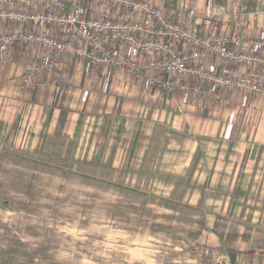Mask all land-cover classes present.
Wrapping results in <instances>:
<instances>
[{
    "label": "rangeland",
    "instance_id": "374dc122",
    "mask_svg": "<svg viewBox=\"0 0 264 264\" xmlns=\"http://www.w3.org/2000/svg\"><path fill=\"white\" fill-rule=\"evenodd\" d=\"M90 118L77 137L58 126L34 148L0 126V264H210L195 243L211 228L264 250V152L235 177L242 202L218 214L189 202L199 142L146 115L121 160L117 127Z\"/></svg>",
    "mask_w": 264,
    "mask_h": 264
},
{
    "label": "built area",
    "instance_id": "2783aa9c",
    "mask_svg": "<svg viewBox=\"0 0 264 264\" xmlns=\"http://www.w3.org/2000/svg\"><path fill=\"white\" fill-rule=\"evenodd\" d=\"M159 1L0 0V61L16 51L28 58L24 89L43 75L62 80L72 62L118 73L167 94L180 113L225 105L234 93L264 95L263 35L241 34V19L224 7L203 22L195 0L179 9Z\"/></svg>",
    "mask_w": 264,
    "mask_h": 264
},
{
    "label": "crops",
    "instance_id": "0c3cea01",
    "mask_svg": "<svg viewBox=\"0 0 264 264\" xmlns=\"http://www.w3.org/2000/svg\"><path fill=\"white\" fill-rule=\"evenodd\" d=\"M150 1L160 5L159 0ZM187 1L169 0L168 5L179 9ZM195 1L201 21L204 22L214 8L224 7L241 19V34L264 36V0H252V7L248 5L251 0H224L223 4L217 0ZM222 30L230 32L236 27L225 25ZM27 60L16 51L11 62L0 61V126L24 132L32 141L31 148L42 134L52 133L58 126L70 137H77L85 122L95 116L103 119L107 127L110 121L113 128L117 127L118 138L124 142L115 148L114 155L122 160L135 140L137 121L150 115L161 128L201 144L198 153L201 160L194 179L197 192L191 196L192 201L186 200L207 205L210 211L221 205L223 207L216 208L218 214H226L229 204L242 202V196L234 192L235 177L252 168L264 152V95L246 97L234 93L228 96L229 102L225 105H192L180 113L177 101L167 94L156 89L145 92L124 75L96 74L78 62L67 66L62 80L43 75L24 89L23 64ZM116 160L118 162V158ZM224 174H230L225 182L219 179ZM222 188L225 190H220ZM232 228L226 230L227 233L213 228L201 230L195 250L208 256L210 264L224 260L231 264H264V250L243 239Z\"/></svg>",
    "mask_w": 264,
    "mask_h": 264
}]
</instances>
